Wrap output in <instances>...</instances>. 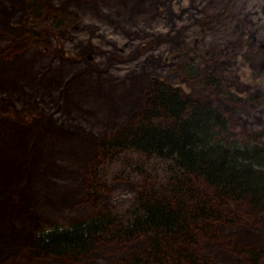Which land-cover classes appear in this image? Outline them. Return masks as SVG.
I'll return each mask as SVG.
<instances>
[{"label": "rangeland", "instance_id": "obj_1", "mask_svg": "<svg viewBox=\"0 0 264 264\" xmlns=\"http://www.w3.org/2000/svg\"><path fill=\"white\" fill-rule=\"evenodd\" d=\"M31 1L35 15L30 0H0V164L14 153L19 167H0V264H184L146 260L152 243L115 227L72 255L27 244L36 229L167 189L99 146L137 123L154 80L220 111L233 139L264 145V0ZM212 200L209 230L179 247L203 264H264V212Z\"/></svg>", "mask_w": 264, "mask_h": 264}, {"label": "trees", "instance_id": "obj_2", "mask_svg": "<svg viewBox=\"0 0 264 264\" xmlns=\"http://www.w3.org/2000/svg\"><path fill=\"white\" fill-rule=\"evenodd\" d=\"M32 4L30 0L27 8L34 14ZM193 66L186 65L190 74L196 72ZM227 126L220 111L154 80L137 123L113 140L101 139L99 146L108 164L115 159L139 175L156 172L167 189L136 195L121 214L36 229L30 252L72 255L115 227L123 239L144 237L152 243L146 260H157L160 254L184 264H203L179 245H192L193 231L209 230L207 222L216 219L210 210L213 198L243 202L254 212H264V145L252 137L233 139ZM191 180L204 183L210 196H195Z\"/></svg>", "mask_w": 264, "mask_h": 264}, {"label": "bare ground", "instance_id": "obj_3", "mask_svg": "<svg viewBox=\"0 0 264 264\" xmlns=\"http://www.w3.org/2000/svg\"><path fill=\"white\" fill-rule=\"evenodd\" d=\"M91 52V50L89 51V53ZM52 84L50 83L49 84V86H51ZM65 85L67 86V84H66V82H65ZM62 106H63V102H62ZM2 116V115H1ZM4 117H0V120L1 121H3L4 123L6 122L7 123V121H6V119H3ZM2 122V123H3ZM5 123V124H6ZM7 125V124H6ZM1 133L3 132V131H0ZM9 135H11V134H9ZM7 136V138H9L10 137V140H12L13 142H15V138H12L13 137V133H12V136ZM3 141V140H2ZM7 141V140H6ZM13 145H15L16 147H17V149H20L19 148V146L17 145V144H13ZM13 145H12V147H13ZM12 161V162H11ZM11 161L10 160H8V161H2L1 162V164H0V167H7V166H12L13 167V169H19V167H15V166H13V164L15 163V159H14V153H12V159H11ZM11 163H12V165H11ZM30 241V240H29ZM28 244H29V242H28ZM27 244V245H28Z\"/></svg>", "mask_w": 264, "mask_h": 264}]
</instances>
